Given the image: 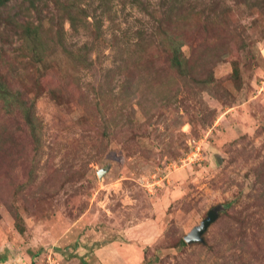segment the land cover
Returning a JSON list of instances; mask_svg holds the SVG:
<instances>
[{"label": "rangeland", "instance_id": "obj_1", "mask_svg": "<svg viewBox=\"0 0 264 264\" xmlns=\"http://www.w3.org/2000/svg\"><path fill=\"white\" fill-rule=\"evenodd\" d=\"M159 1L144 0L150 9ZM42 2L51 24L54 0ZM77 2L90 24L77 33L66 20L67 42L90 44L91 65L53 58L57 71L36 100L39 149L0 127V264H264V13L196 0L204 9L219 2L228 23L215 80L202 85L146 69L128 78L130 65L107 76L155 21L113 0L98 38L100 0ZM61 79L70 83L63 93ZM217 206L203 242L183 244Z\"/></svg>", "mask_w": 264, "mask_h": 264}, {"label": "trees", "instance_id": "obj_2", "mask_svg": "<svg viewBox=\"0 0 264 264\" xmlns=\"http://www.w3.org/2000/svg\"><path fill=\"white\" fill-rule=\"evenodd\" d=\"M25 1L27 4L19 3L16 7L9 0H0V127L12 138L24 134L25 141L37 150L42 140V125L36 113V100L48 85L47 76L51 71H57L53 58L62 55L85 67L92 62L88 60L90 44L84 43L77 49L68 44L64 22L68 20L71 30L78 33L81 28H89L90 13L77 0H54V11L49 18L51 24H46L42 17L44 9L40 8L44 0ZM131 2L152 17L154 29L137 30V39L132 42L136 48L128 59L115 61V66L107 69V76H120L130 65L128 78L146 69L159 80L174 76L190 78L202 85L214 82L216 63L223 56L218 54V44L228 38L222 34L228 23L224 22V17L222 22L218 18L220 13L216 5L219 2L208 9L196 6V0H160L152 9L144 0ZM235 2L264 13V0ZM112 4L113 0H100L99 10L94 8L96 12L100 11L92 21L98 38L103 35L104 15L112 19ZM112 39V45L120 44L118 35ZM185 46L191 48L189 54L184 51ZM159 61L165 63L163 69L155 66ZM234 73L238 75L237 68ZM61 84L62 89L56 87L63 93L70 83L61 79ZM50 94L57 97L58 89L53 88ZM28 175L32 179V170ZM18 229L24 231L19 225ZM181 242L185 244V239Z\"/></svg>", "mask_w": 264, "mask_h": 264}, {"label": "water", "instance_id": "obj_3", "mask_svg": "<svg viewBox=\"0 0 264 264\" xmlns=\"http://www.w3.org/2000/svg\"><path fill=\"white\" fill-rule=\"evenodd\" d=\"M107 170V168H103L99 171V175L102 176V174ZM219 209L220 207H215L209 210L207 217L204 218L200 224L194 226L190 232H188L184 239L187 243H193V242H203L204 233L208 230L210 225L218 218L219 215Z\"/></svg>", "mask_w": 264, "mask_h": 264}, {"label": "built area", "instance_id": "obj_4", "mask_svg": "<svg viewBox=\"0 0 264 264\" xmlns=\"http://www.w3.org/2000/svg\"><path fill=\"white\" fill-rule=\"evenodd\" d=\"M50 264H52V262H50ZM55 264V263H54Z\"/></svg>", "mask_w": 264, "mask_h": 264}, {"label": "crops", "instance_id": "obj_5", "mask_svg": "<svg viewBox=\"0 0 264 264\" xmlns=\"http://www.w3.org/2000/svg\"><path fill=\"white\" fill-rule=\"evenodd\" d=\"M102 250V249H101Z\"/></svg>", "mask_w": 264, "mask_h": 264}]
</instances>
